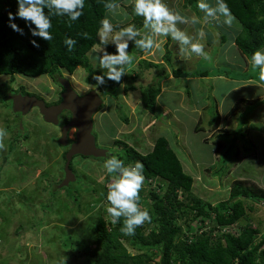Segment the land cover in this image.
I'll return each instance as SVG.
<instances>
[{
	"label": "rangeland",
	"instance_id": "374dc122",
	"mask_svg": "<svg viewBox=\"0 0 264 264\" xmlns=\"http://www.w3.org/2000/svg\"><path fill=\"white\" fill-rule=\"evenodd\" d=\"M206 2L212 6L216 4V0H206ZM165 3L174 12H178L186 18H195V23L178 24L177 27L198 40L204 46L209 59L204 60L195 55L180 54L177 42L171 39L169 49L180 54L179 61L172 60L171 69L181 68L184 78H181L180 82L165 81V79L171 78L168 68H165L167 76L159 80L162 90L164 84H166L164 90L172 87L181 88L187 92V88H189L191 90V101L189 102L191 109L204 105V116H208L212 120L217 118V104L213 100L212 89H215L217 95L227 94L223 101L224 105L228 111H233L235 119L239 120L238 141L234 142L232 152L228 155L229 163L231 164L233 161L237 163L239 158L237 159L236 155L243 158L252 156V154H254L253 156L257 155L259 150L255 144L248 140L249 131L247 129L253 116L263 118L258 112L264 108V102L254 99L260 95V90L251 84H249L250 88L242 86L232 90L236 84L235 81L219 82L215 88L211 87L214 86L215 77L218 78L219 75H223L225 78L233 76L239 81L244 80L243 83L253 78L256 80L253 81L255 84L259 83V70L253 69L249 58L238 46L236 49L234 45L236 38L243 30L242 25L236 19L231 25H226L223 23V17L216 20L211 18L205 20L203 19L204 14L198 8L195 11L192 6L184 7L186 0H165ZM132 6V0L126 1L123 6H118L115 14L109 12V19L122 26H128L133 20V16H130L128 11ZM127 17L128 19H126ZM201 30L204 32L203 38L198 35ZM158 39L160 49L156 50L153 55L146 56L138 48L135 50L136 54H130L136 61V67H140L141 59L151 62L162 60L166 53L168 38ZM104 48L99 45L89 53V59L94 69L102 74L105 70L99 68L95 58L103 52ZM236 56L239 57V65L235 62ZM163 66L161 64L158 71L154 67V69L140 72L139 75L134 71L138 72L140 69H135V66H132L126 70V75L122 77V85L116 84L117 97L110 95L103 97L100 94L104 105L94 117V134L97 137V146L101 149H109L110 154L107 158L120 155L121 145H116L115 140H121L139 150L140 153L147 154L153 150L156 139L161 136L166 137L170 141L171 147L177 152L184 171L194 177L193 193L213 206L229 198L232 185L239 179L248 182V187L253 190L264 189V154L257 159V164L244 165L242 172L237 170L236 166L232 169L231 174L224 177L223 180L218 177L213 178V172L221 169L222 164L228 160V157L222 156L220 152L218 157H223V159L221 161L217 159L219 164L212 165L211 161L204 163L200 161L207 159L205 148L208 147L211 154L212 148L208 145L211 143L208 141L214 140V135L205 136L202 135L203 132H192L191 125L186 124V119H181L186 118V114L171 113L170 109L162 106L158 98L157 108L160 112L149 113L144 109L140 101V88L154 84V82L157 83L155 77L164 71ZM203 72L208 74L210 79L206 80V84L191 83L185 79L188 77L187 73H192L190 76L193 74L195 76ZM63 73L64 76L69 77L66 71ZM89 76L90 73L81 67L70 76L75 90L81 95L94 89L99 92L97 87H91L86 83ZM131 85L136 86V89L130 91ZM20 86L38 93L48 100L54 99V89L57 90L53 79L47 75L39 78H27L22 75H16L14 78L0 76V129L6 132V135L0 137V264H84L83 257H74V255H80L81 252L75 248L64 249L58 235H73L83 242H89L88 249H93L91 232L84 231L86 225L96 222L101 213L106 215V219L110 217L107 212L104 213L107 208L106 200L96 201L109 184L106 181L108 175L105 174L102 167L105 160L104 158L95 160V158L75 157L72 167L77 175L76 181L71 182L70 191L69 188L58 190L57 195L54 196L53 193L56 192L53 191L54 186L51 185L58 184L63 179L65 168L64 150L62 145L56 141V137L60 136V129L48 125L38 118L36 111H32L22 120L17 119L18 116L13 113L12 103L6 99V96L9 90L18 89ZM199 86H201V91L198 92ZM219 86L221 89H218ZM244 100L252 103H245ZM240 111L243 112V115L239 113ZM124 116L128 118V123L122 122ZM202 122V128L210 129L204 119ZM258 128L264 130L262 125H259ZM72 133L73 131L71 135ZM226 143L223 142L224 146ZM12 146L13 150H11ZM215 146L218 151L219 146ZM227 149H229L228 146L225 150ZM213 166L216 170L211 169ZM142 187L150 188L148 185H142ZM72 190L76 192V195H80L78 202L82 206H77L76 199L71 196L72 193L70 194L73 192ZM89 203H93V209H90L94 211L88 216L86 213L90 210ZM249 205L255 208L254 212L249 213L252 224L261 231L259 237H263L264 202L253 200V202H248L247 206ZM41 221L44 222L43 226L39 224ZM200 223L199 221L193 222L192 229L188 231L184 222H181L183 232L194 235L207 231L214 239L218 237L219 233L214 230V222L206 221L205 224H202V229L198 228ZM242 224L245 222H239L235 226L225 228L224 231L239 234ZM124 244L126 243L124 242ZM126 246L130 252L136 253L128 244Z\"/></svg>",
	"mask_w": 264,
	"mask_h": 264
},
{
	"label": "trees",
	"instance_id": "16d2710c",
	"mask_svg": "<svg viewBox=\"0 0 264 264\" xmlns=\"http://www.w3.org/2000/svg\"><path fill=\"white\" fill-rule=\"evenodd\" d=\"M126 1L128 0H85L84 14L78 21L71 22L67 17L53 16L51 18L52 27L49 29L53 38L50 41H43L31 37L21 19L13 22L24 29V35L9 28L7 14L16 12V0H0V76L14 78L16 75H22L27 78H38L47 75L56 81L57 77L63 76L64 71L74 74L81 67L90 73L86 83L95 86L93 76L102 73L94 69L89 53L99 45L107 47L110 53L115 51L114 45L106 46L101 43L97 35L100 21L105 17L110 18L109 10L105 5L114 2L118 6H123ZM226 2L232 15L243 28L236 38V44L250 59L255 51L264 48V0H226ZM188 6L194 7L197 11V0H186L184 7ZM132 7L128 10L130 16H133L131 24L142 28L143 18L134 16ZM45 11L47 12V9ZM109 20L114 26H118L116 31L127 27L114 23L112 19ZM68 37L76 41L71 51L67 50L64 43ZM32 39H37L40 44L39 48L31 45L30 40ZM170 40L168 39V45ZM135 50L136 47L130 43L129 54H136ZM164 58L167 65L172 63L168 46ZM136 65V61L133 60L126 70L135 66V69H140L138 72L134 71L139 75L144 70L160 66V64L144 59H141L140 67ZM173 72L177 78L183 75L180 69H174ZM166 74L165 70L160 72L155 77L157 83L154 82V84L140 88V101L149 113L160 112L157 108V98L162 93L159 80L167 76ZM202 74L204 72L197 75ZM116 88L115 82L108 81L105 86L97 89L103 97L107 95L117 97ZM130 88L129 90L133 91L136 86L131 85ZM218 119L220 118L217 117L211 122L212 125L216 122L213 130L218 128ZM122 120L123 123L129 122L126 116ZM203 131L198 129L197 132ZM214 143L219 146L218 154L221 152L225 157L230 155L234 147V143L230 145L226 143L224 146L220 139H216ZM115 144L121 145L120 155L116 156L125 165L134 164L137 161L143 164L145 178L143 185H148L150 188H141L140 207L142 210H148L151 219L137 227L134 235L127 236L120 231L123 217L118 223L113 224L111 217L106 219V215L101 213L97 221L90 222V225L88 223L89 227L86 225L84 230L91 232L94 245L92 250L88 249L89 242H83L73 235L61 234L58 237L64 249L75 248L80 251V255H74V257H83L84 264H264V236L259 237L261 231L253 226L251 216H249V213L255 211L254 206H247L248 202H253V200L264 202L263 188L253 190L248 187V182L235 181L229 198L213 206L193 193L195 180L184 171L177 152L171 147L166 137L161 136L156 139L153 150L147 154H141L121 140H115ZM227 146L229 149L225 150ZM13 149L12 146L11 150ZM238 156L236 155L237 159ZM221 159L223 157H218V161ZM229 162L228 157L221 169L216 170L213 166L211 169L216 170L213 177L223 180L229 175L238 161L237 163L233 161V164ZM106 181L110 183L111 177L107 176ZM72 191L70 194L72 193L71 196L76 199L77 206H82L78 202L80 201L79 195H76L74 190ZM106 193L107 189L104 188L102 195L96 201H105ZM53 194L57 195V193ZM92 207L93 203H89L88 208L93 209ZM91 209L87 211L86 208V215L93 214L94 210ZM195 221L201 222L199 229H202V224L206 221L214 222V230L219 233L218 237L214 239L207 231L194 235L184 233L181 222H184L190 231ZM242 221L245 224L240 226L239 234L221 232V228L235 226ZM43 223L41 221L39 224ZM124 242L136 253L130 252Z\"/></svg>",
	"mask_w": 264,
	"mask_h": 264
},
{
	"label": "clouds",
	"instance_id": "9594fccd",
	"mask_svg": "<svg viewBox=\"0 0 264 264\" xmlns=\"http://www.w3.org/2000/svg\"><path fill=\"white\" fill-rule=\"evenodd\" d=\"M16 5V12H8L7 14V26L14 32L24 35V29L13 22L16 19H21L24 21V26L28 29L31 37L39 38L43 41H50L53 38L49 31L52 27L51 18L53 16H59L67 17L71 22L78 21L84 14L83 9L85 0H16ZM132 5V14L143 18L142 28H137L135 24H129L127 27L119 28V30L116 31L118 26H114L107 17L100 21L97 35L101 43L106 46L109 42L111 45H114L115 51L110 53L107 51V47H105L103 52L95 58L99 68L105 70L103 74L93 76L96 82L95 87L99 88L105 86L108 81L122 85L121 80L122 77L126 75V68L131 65L134 60V57L130 55L128 51L130 43L140 49L146 56H150L153 55L156 50L160 49V41L158 38L166 39L171 37L173 41L177 42L179 51L182 55H195L204 60L209 59L208 53L204 50V46L199 43L198 40H195L194 37L177 27L178 24L195 23V18H186L178 12H174L167 6L165 0H132ZM105 6L112 14H115L118 8V4L114 2H109ZM197 7L204 14L203 19L205 20L208 18L216 20L223 17V23L231 25L235 19L226 0H216L215 6L207 3L206 0H197ZM46 9L47 12L45 11ZM198 35L200 38H203V30H201ZM137 37L140 38L138 39ZM30 43L35 48L40 47L37 39L30 40ZM64 43L67 50L71 51L76 41L68 37L65 39ZM249 62L253 69L259 70V83L264 85V49L255 51L251 55ZM71 75L73 74H69L68 77L67 75L64 76L63 73V76L60 77L68 79L70 84H73L70 79ZM71 87L75 90L72 85ZM102 107L98 112H100ZM4 135H6V132L0 129V137ZM137 151L140 152L139 150ZM108 154L109 150L107 157ZM106 158H104L105 161L102 167L105 174L111 177V182L107 185L108 190L105 196L107 202L106 211L111 217V222L113 224L118 223L121 217H123V224L120 231L124 235L132 236L135 234V229L137 227L151 219L148 210H142L140 207L139 194L145 179L143 176V164L137 161L134 164L125 165V163L115 155ZM69 186L58 190L70 188L71 186ZM55 188L53 191L57 193L58 190L55 191ZM224 229L225 228H221V232L222 230L224 231Z\"/></svg>",
	"mask_w": 264,
	"mask_h": 264
},
{
	"label": "crops",
	"instance_id": "0c3cea01",
	"mask_svg": "<svg viewBox=\"0 0 264 264\" xmlns=\"http://www.w3.org/2000/svg\"><path fill=\"white\" fill-rule=\"evenodd\" d=\"M126 19H128V17ZM168 39H171V38L168 37ZM170 42H171V40H170ZM230 42H231V40H230ZM169 45H170V43H169ZM169 45L167 44L166 48L168 46V49H169ZM234 45L236 46V49H237L238 47L236 45V41L234 42ZM169 51L171 52V60L174 59L176 61H179L181 53L179 54V52L171 51L170 49H169ZM165 55H166V53H165ZM165 55L163 56L162 60H160V62L157 61L158 63L157 62H153V63L160 64V65L163 64L164 65L163 70H165V68L166 69L168 68V71L170 72L169 74H170L171 78L169 77L170 79L167 78V79H165V81L169 82L170 80L171 81L173 80L174 82H176V81L180 82V79L184 78V74L181 77L177 78L174 75V72H173L174 69H171L172 65L166 64L167 62L165 61V58H164ZM238 56H239V54H238ZM238 56H236L235 62H236V64L239 65L240 61H239ZM159 67H157L155 70L158 71ZM149 69H152V68H149ZM178 69L183 71L181 68H178ZM178 69H176V70H178ZM187 74H188V77H185V79L186 80L188 79V81H190L191 83L196 82V83H199L201 85L203 83L206 84L207 79H208V81L210 80L208 74H205V73L202 75H197V76H194V74L192 76H190L192 73H187ZM217 77L218 78L215 77V79H214L215 80L214 86L210 85L211 87L215 88L219 82H225V81H227L228 83H230L231 81L236 82V84H234L232 90L237 89V88L242 87V86L250 88V86L253 85L256 89H259L261 92L260 95L254 99L264 102V85H261L260 83H257V82L255 84L253 81H256V80H254L253 78L248 79L247 81H249V82H247L245 80L246 82L243 83L244 80L239 81V80L235 79L233 76L230 78H225L223 75H219ZM249 84H251V85H249ZM165 86H166V84L163 85V90H162V93L160 94L161 96L158 97L159 102H161L162 106L170 109L169 111L173 114L185 113L186 118H181V119L182 120L186 119L185 120L186 124L191 125L190 127L192 129V132L200 133V132H197L198 129L207 130V129H204L201 127V125L203 124V122H202L203 119H204L205 123L209 126L210 129H208L207 131H203L202 135H205V136L214 135L215 139L214 140L211 139L210 141H208V143H211V144L207 143L209 145V147L212 148L211 154H210L208 147L205 148L207 151V159L206 160H200V161L203 163L211 161L212 165L217 164L219 152L216 150V146H215L214 141H216V139L217 140L220 139V141L224 140L223 142L224 143L228 142L229 145L231 143L233 144L235 141H238V137H237L238 132L237 131H239V125H238L239 120L235 119L233 111H228L226 106L224 105L223 101H224V98L227 94H224V96H223V94L217 95L215 89L214 90L212 89V91H211L212 92L211 94H213V100L216 101V104H217V115L216 116L220 118V119H218V128L213 130L212 128L214 126V123L212 125L211 122L214 120H212L208 116L207 117L204 116V112H203L204 111V107H203L204 105L203 106L200 105L196 109H191L192 107L189 106V102L191 101V99H190L191 98V95H190L191 90L189 88H187V92H186L181 88L176 89V88H172V87H168V89L164 90ZM254 87H252V88H254ZM218 89H221L220 86L218 87ZM199 91H201V86H199L198 92ZM211 94H210V97H212ZM219 99H222V100H219ZM244 102L245 103H252L248 100H244ZM205 106H207V105L205 104ZM259 111H261V112H258V113H261L263 118H260L259 116H258V118H256L255 116H253V120H251L248 123V129H247L249 131V133H248L249 139L248 140L252 144H255L259 151H258L257 155H255V156H253L254 154H252V156H247V157L245 156V158L241 157L240 155L238 156V158L241 160H238V163L236 165L237 166L236 169L240 170V172H242L244 170L243 169L244 165L247 166L248 164H250V165L252 163L255 164L257 159H259V157H261V155L263 156V154H264V146H263V143H264V133L263 132H264V130H260L261 128H258L259 125H262L264 127V108H261ZM239 113L242 114L243 112L240 111ZM239 113H236V114L238 115ZM256 115H258V114H256ZM231 118H232V120H231ZM192 126H193V128H192ZM259 131H262V132H259ZM225 140H226V142H225ZM237 181H243V179H239Z\"/></svg>",
	"mask_w": 264,
	"mask_h": 264
},
{
	"label": "water",
	"instance_id": "95a60500",
	"mask_svg": "<svg viewBox=\"0 0 264 264\" xmlns=\"http://www.w3.org/2000/svg\"><path fill=\"white\" fill-rule=\"evenodd\" d=\"M59 84L64 88L62 102L57 106L48 107L43 100L35 96H24L18 94L12 97L13 111L17 114L27 115L33 109H39L46 123L59 126V116L68 111L71 120L62 128L59 144L63 147L69 145L68 133L71 129L76 130V141L71 144L70 150L66 154L65 178L61 184L57 185L55 191L68 187L71 182L76 181V175L71 168L72 161L76 156L93 157L96 159L106 158L108 150L97 146L96 137L93 134L94 116L102 107L104 101L95 90L85 95H80L72 89L68 79L58 78Z\"/></svg>",
	"mask_w": 264,
	"mask_h": 264
},
{
	"label": "flooded vegetation",
	"instance_id": "af4514ba",
	"mask_svg": "<svg viewBox=\"0 0 264 264\" xmlns=\"http://www.w3.org/2000/svg\"><path fill=\"white\" fill-rule=\"evenodd\" d=\"M53 83L55 84V87L57 88V90L54 89V93H53V98L52 100H48V98L38 94V93H35V92H32V91H29L27 88H24V87H19L18 89H11L8 91L7 93V96H6V99L9 100L11 103H12V108H13V100H12V97L15 96V95H18V94H23L24 96H35L37 97L38 99L40 100H43L46 105L48 107H51V106H57L59 105L61 102H62V95L63 93L65 92L64 88L59 84L58 82V77H57V80L54 81L53 80ZM72 85L74 88L75 86L73 84H70ZM53 91V90H52ZM80 94V93H79ZM84 95V94H83ZM32 111H36L37 114H38V118L42 119L44 121V117L41 115L39 109H33L31 110L27 115H22V114H17V113H13L16 114L17 119L18 120H22L24 117L28 116ZM67 119V120H66ZM71 120V114L68 112V111H64L60 116H59V121H60V125L59 126H55L57 127L58 129H60V135H61V132H62V128L68 124ZM48 125H52V124H49L47 123ZM54 126V125H52ZM73 131L72 135H71V132ZM68 138H69V145L67 147H64L63 150H64V155L63 157L65 158V164H66V154L67 152L70 150V147H71V144L74 143V141H76V131L75 129H71L69 131V134H68ZM60 139V136L57 138L56 137V141L58 142V140ZM59 144V143H58ZM109 150V149H108ZM110 154V153H109ZM108 154V156H109ZM76 157H82V158H87V157H83V156H76ZM75 158V157H74ZM90 158H93V157H90ZM95 160H98L95 158ZM73 168V167H72ZM75 169H73L74 171ZM75 173V171H74ZM76 175V174H75ZM77 176V175H76ZM65 178V171H64V177L61 181H59L58 184L62 183V181L64 180ZM48 183H51V182H48ZM52 187L54 186H57L56 184L54 185H51ZM71 186V185H70ZM69 186V187H70Z\"/></svg>",
	"mask_w": 264,
	"mask_h": 264
}]
</instances>
